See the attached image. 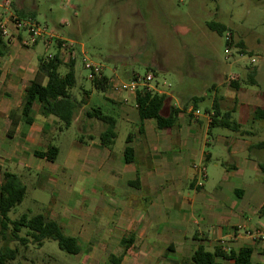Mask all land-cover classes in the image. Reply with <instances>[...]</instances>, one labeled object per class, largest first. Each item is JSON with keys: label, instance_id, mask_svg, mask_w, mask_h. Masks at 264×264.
Masks as SVG:
<instances>
[{"label": "crops", "instance_id": "obj_1", "mask_svg": "<svg viewBox=\"0 0 264 264\" xmlns=\"http://www.w3.org/2000/svg\"><path fill=\"white\" fill-rule=\"evenodd\" d=\"M25 36L21 33L11 42L4 39L8 50L0 57V186L4 171L11 166L20 168L16 175L26 192L27 186L45 190L46 183L53 185L55 197L42 215L49 213L66 236L77 240L78 254H88L96 264H114L118 258V264H193L192 255L199 247L211 253L220 249L226 255L250 248V264H264V239L250 236L264 226L250 224L247 218L258 209L264 213V172L260 168L264 167V141L244 139L257 134L253 127L264 128V121L253 117L255 108L264 107L261 94L248 90L222 94L234 100L232 113L238 115V128L231 130L234 136L218 134L210 139L211 115L205 112L204 120L195 116L197 106L189 103L191 96L173 104L180 110L176 125L158 130L155 121H140L135 96L109 90L101 98L91 86L89 91L82 90L88 92L86 106L112 116L115 130L119 123H132L134 132L115 152V141L110 148L99 143L105 126L78 115L72 124L77 128L79 120V135L88 141L84 137L83 142L73 141L58 166L54 163L59 149L52 141L61 132L60 123L41 115L39 104L33 106L36 118L30 125L19 121L10 129L8 115L20 113L25 88L46 55L40 53L34 64L32 53L19 45ZM39 44L30 48L32 52ZM114 81L110 77V83ZM218 95L214 91L209 98L214 101ZM242 109L249 111L250 119L240 117ZM244 126L249 129L243 130ZM50 147L57 149L53 161L34 155ZM126 147L131 150V162H126ZM224 152L228 161L222 160ZM39 200L31 196L29 204L43 206ZM215 262L233 264L221 257Z\"/></svg>", "mask_w": 264, "mask_h": 264}, {"label": "rangeland", "instance_id": "obj_2", "mask_svg": "<svg viewBox=\"0 0 264 264\" xmlns=\"http://www.w3.org/2000/svg\"><path fill=\"white\" fill-rule=\"evenodd\" d=\"M19 8H22L23 16L18 15ZM11 12L20 19H32L36 25L61 39L79 43L85 57L101 65L102 73L115 81L126 82L151 74L154 77L151 85L168 93L172 104L190 96L203 97L197 105L200 120H204L207 109L212 118V105L216 101L220 112H231V120L237 122L238 115L232 113L234 100L223 97L224 93L237 95L248 90L264 97V0H11L9 9L0 8V22ZM209 23L223 25L226 29L219 35L208 29ZM227 34L231 36L228 45L225 41ZM20 48L32 53L34 64L43 51L45 54L55 52L53 47L45 48L42 43L34 52L31 47ZM226 48L228 54H225ZM60 71L63 74L65 68L62 66ZM252 72L254 84L248 78ZM74 73L76 83L71 95L84 101L85 105L77 114L79 119H84L85 109L94 108L86 106L88 97L82 92L83 89L91 90V83L86 79L88 72L83 68L79 51ZM233 75L237 77L234 81L237 89L230 86L232 81L229 78ZM214 91L219 95L212 102L209 94ZM96 94L101 98L106 95L102 92ZM31 115L36 118L34 107ZM240 117L250 119L249 111L242 109ZM76 125L78 129L72 124L57 133L52 141V145L59 149L55 165H61L70 144L79 140V120ZM253 128L258 129L257 134L244 139L264 141V128ZM134 129L132 123L118 124L115 152L122 149L125 137ZM246 129L249 128L244 126L243 130ZM218 134L234 136L235 132L213 127L209 137L214 139ZM83 137L87 142L86 136ZM207 149L211 151V148ZM222 158L229 160L227 152ZM18 169L15 166L6 168L19 176ZM36 173L34 170L31 173L34 178ZM207 175H211L209 169ZM26 184L29 185L27 181ZM52 188L50 183H46L45 190L27 186L22 203L9 213V220H16L22 214H43L51 198L55 197ZM31 196L39 198L43 206L29 204ZM49 215L46 213L45 216L49 218ZM247 218L250 224L264 226V213L260 214L259 209ZM11 230L8 225L3 231L0 225V251L17 250L15 259L9 264H96L88 254L65 253L55 241H45L39 248L24 229L19 232L20 237L27 239L23 245L11 240Z\"/></svg>", "mask_w": 264, "mask_h": 264}, {"label": "trees", "instance_id": "obj_3", "mask_svg": "<svg viewBox=\"0 0 264 264\" xmlns=\"http://www.w3.org/2000/svg\"><path fill=\"white\" fill-rule=\"evenodd\" d=\"M17 13L19 16H23L21 12ZM207 27L210 31L216 32L219 35H222L226 29L223 25L215 23H209ZM7 50V42L0 35V57L5 56ZM59 57V54L54 52L52 58L41 59L39 61L37 75L25 88L20 113L18 114L12 111L8 115L10 129L14 130L19 121H23V124L26 126L30 125L33 122V117L31 115L32 108L36 103L40 105L41 115L45 117L52 116L58 120L60 123L59 131L66 130L72 125L75 117L85 103L83 100H78L71 95V90L76 83L74 73L75 60H71L69 63L64 64ZM62 66L65 68L63 74L60 73ZM253 74L252 72V74L248 76L251 84H254ZM44 79H46L45 83L43 82ZM90 83L93 90L102 93H106L110 90L111 86L110 77L104 74L100 77H95ZM230 86L236 89L238 88L237 83L234 81L230 82ZM86 94H88V92ZM201 101L202 97H192L189 103L195 107ZM134 102L141 122L144 120H153L158 130L172 128L176 125L180 110L173 106L168 95L150 92L142 88L136 92ZM212 110L210 128L220 127L230 130H236L238 128L237 123L231 120V112H220L216 101L212 105ZM206 112H208V109ZM83 114L85 118L96 119L105 126L104 131L99 134L98 140L102 147L110 148L114 144L116 138L115 119L103 113L98 108L91 110L85 109ZM253 117L254 119L264 121V107L255 108L253 110ZM88 138L92 139V137ZM79 141L83 142V135H80ZM130 152L131 150L126 147L124 150L126 162H131V158L128 157ZM56 153L57 149L50 147L45 152H35L34 155L42 159L53 161ZM260 168L264 172V167ZM25 195L26 186L21 182L20 178L14 173L4 171L0 186L1 229L5 231L7 226L10 225L12 228L11 240L18 241L23 245L26 244L27 239L20 237L19 232L24 229L27 236H29L32 242L39 248L45 241L51 240L55 241L59 249L65 253L77 255L80 251L77 240L66 236L60 226L47 216L42 214L33 216L22 214L16 220H9V213L22 203ZM127 248L128 246L126 245L124 250ZM16 254V249H5L3 252L0 251V264H9L10 261L15 259ZM251 255L252 250L250 248H242L237 254L229 253L226 255L222 253L220 249H216L211 253L206 251L203 247H199L192 255V262L193 264H216V258L221 257L232 260L233 264H250ZM111 260L115 261L113 258ZM116 261L117 262H114V264H118L120 259L118 258Z\"/></svg>", "mask_w": 264, "mask_h": 264}, {"label": "built area", "instance_id": "obj_4", "mask_svg": "<svg viewBox=\"0 0 264 264\" xmlns=\"http://www.w3.org/2000/svg\"><path fill=\"white\" fill-rule=\"evenodd\" d=\"M11 5V0H4L0 3V8L9 9ZM21 33H25V38H21L19 45L25 48H30L36 44L42 43L45 48L53 47L55 52L59 54V58L62 63H69L71 60L76 59L77 51H79L80 57L82 58L83 68L88 72V80H93L95 77H100L103 73V68L101 65L88 60L85 57L82 47L80 44L72 41L61 39L58 36L53 35L51 32L44 27L36 25L34 21L27 19H20L12 12L8 14V17L0 22V35L3 39H6L8 42L17 41ZM225 41L227 44L231 43V36L226 35ZM229 53V49H225V54ZM54 55L48 53L45 55V59H50ZM236 76H231L230 81H235ZM154 80V77L151 74L139 76L136 79L125 83L114 81L110 83V90L115 93L125 92L127 94L136 95V92L139 89H146L147 91L166 94L163 91L157 90L155 86L151 85V82ZM195 116L199 115L198 110L194 111ZM202 180L204 178V170H201ZM201 183H199L200 185ZM253 239H264V229H259L250 234Z\"/></svg>", "mask_w": 264, "mask_h": 264}]
</instances>
